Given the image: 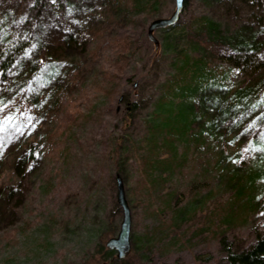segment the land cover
<instances>
[{
    "label": "rangeland",
    "instance_id": "374dc122",
    "mask_svg": "<svg viewBox=\"0 0 264 264\" xmlns=\"http://www.w3.org/2000/svg\"><path fill=\"white\" fill-rule=\"evenodd\" d=\"M154 2L135 15L134 0H0V63L12 59L7 71L0 66V264H89L102 241H89L87 229L102 225L103 243L119 231L116 175L131 211V251L120 264H228L222 235L245 249L263 233L264 67L250 75L264 63V0H186L177 30L205 44L193 22L206 17L223 34H253L254 60L229 71L222 88L229 99L197 119L201 140L178 145L186 162L147 200L144 173L126 153L143 144L175 59L164 47L174 29L155 30L156 44L148 37L175 1ZM34 146L37 159L18 169ZM169 192L180 208L200 200V213L173 226ZM158 225L161 238L140 247L136 238ZM166 236L179 241L167 245Z\"/></svg>",
    "mask_w": 264,
    "mask_h": 264
},
{
    "label": "trees",
    "instance_id": "16d2710c",
    "mask_svg": "<svg viewBox=\"0 0 264 264\" xmlns=\"http://www.w3.org/2000/svg\"><path fill=\"white\" fill-rule=\"evenodd\" d=\"M154 4V0H134L135 15L153 7ZM186 4L187 2L184 0L183 9ZM176 23L169 26L170 29H174L175 33L171 37L168 36L164 41L165 49L175 51V59L172 63L174 72L163 84L165 90L157 98L145 120L143 144L132 142L130 153H126L127 156H132L139 164L140 174L144 173L148 185L144 189L145 194L143 195L147 196V200L151 199L154 194L164 191V188L168 187L167 175L172 174L176 167L181 168L186 162V153L180 155L177 152L178 145L183 144L188 147L191 144L199 143L201 140L204 128L199 125V128H197V119L208 114L209 108L214 110L217 108L214 103L212 104L213 101L218 103L223 100L222 97L230 96L229 92L226 93L222 89L229 71H246L254 60L256 41L253 34L246 35L235 32L226 35L222 33L221 26L218 23L206 17L198 18L193 22V30L196 32V36L202 35L205 37V46L204 43L198 42L193 37L194 35L189 36L187 34L190 29L177 30ZM179 34L182 37H187L188 40L178 48L176 42L182 38ZM208 44L211 46L209 47ZM220 47H226L227 50L222 54L214 52L211 55L213 48ZM216 61H219V64L215 65L214 62ZM11 64L12 59L6 58L0 63V66L4 71H7ZM223 64H227L229 69L219 72L218 68ZM262 67H264V63L258 64L252 70L250 76L255 75ZM239 91H234L233 96L238 95ZM228 96L224 100L229 99ZM208 99L211 100L210 104ZM229 111L228 107L225 108L222 115L226 116ZM212 123L208 125V130H212L214 125ZM36 159L37 147L34 146L31 147L27 156L19 158L17 168L19 169L18 166L23 168L24 164ZM12 193L13 190L10 189L7 194L8 198L11 197ZM176 197L172 192H169L166 203V207L173 214V226H179L182 222L189 223L195 215L197 216L200 213L197 210L198 206H196L200 200H193L189 203V207L180 208L177 204L178 201L174 200ZM249 200H251L252 207L255 208L257 203H254V196L251 195ZM102 230V225L87 229V239L89 241L97 238L102 241V244L97 247L96 252L93 254L94 256L91 257L92 262L90 261L89 264H120V261L116 259V253L106 248L105 244L110 238L103 243ZM161 236L162 228L158 225L150 233L137 237L136 241L142 247L146 243L152 245ZM166 237L168 240V236ZM178 241L177 238L170 237L167 245H170V243L177 244ZM220 245L228 264H264V231L257 234L254 243L245 249H234L231 244L227 243L225 235L220 237ZM199 259L203 258L201 256L196 258V260Z\"/></svg>",
    "mask_w": 264,
    "mask_h": 264
},
{
    "label": "water",
    "instance_id": "95a60500",
    "mask_svg": "<svg viewBox=\"0 0 264 264\" xmlns=\"http://www.w3.org/2000/svg\"><path fill=\"white\" fill-rule=\"evenodd\" d=\"M175 10L169 18H157L153 20L148 27V37L156 44L153 39V32L157 29H164L178 21V18L183 10L184 0H174ZM116 200L121 210L122 218L119 226V231L116 237L110 238L106 242V248L116 253L118 261L124 260L131 251V211L126 199L122 179L116 175Z\"/></svg>",
    "mask_w": 264,
    "mask_h": 264
}]
</instances>
